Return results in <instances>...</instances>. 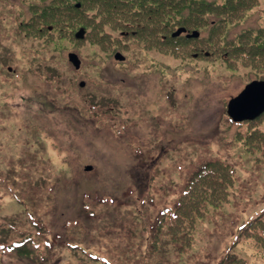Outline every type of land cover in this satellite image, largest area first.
I'll return each instance as SVG.
<instances>
[{
  "label": "rangeland",
  "instance_id": "374dc122",
  "mask_svg": "<svg viewBox=\"0 0 264 264\" xmlns=\"http://www.w3.org/2000/svg\"><path fill=\"white\" fill-rule=\"evenodd\" d=\"M31 18L25 0H0V246L38 242L0 264H264V116L238 125L226 114L257 74L191 57L193 44L177 58L128 52L134 34L109 52L97 45L99 33L50 39ZM109 35L108 43L121 38ZM223 49L215 57H231ZM164 65L186 71L166 73ZM212 161L234 170L231 195L201 215L188 251L158 216L177 208Z\"/></svg>",
  "mask_w": 264,
  "mask_h": 264
},
{
  "label": "trees",
  "instance_id": "16d2710c",
  "mask_svg": "<svg viewBox=\"0 0 264 264\" xmlns=\"http://www.w3.org/2000/svg\"><path fill=\"white\" fill-rule=\"evenodd\" d=\"M25 1L32 11V22L29 23L37 27L38 33H44L50 39L57 38L61 41L66 38L65 31H71L72 36L76 34V30H70L71 27L77 30L84 28L85 38L90 34L99 33L97 45L102 46L104 52H109L119 48L126 35L134 33V39H138L136 43L124 42L128 52L131 48H162L177 53L179 49L186 47L187 42L183 41V36L171 37V33L183 26L188 30L196 29L201 32V38L193 45V53L201 55V51L204 53L209 49L216 51L219 48H229L232 52L223 50L230 52L231 57H209L206 60H220L231 65L252 67L256 74L264 76V22L261 23L252 17L254 12L260 13L263 17L261 21H264L263 11L256 10L260 7L259 0ZM77 4H80V7H77ZM245 19L253 20L254 24L246 26ZM110 31L121 32V38L118 36L115 39L117 44L108 43ZM103 34H106L104 38L108 40L101 38ZM163 35L167 37L166 40ZM107 43L110 48L106 47ZM131 57L135 60L134 56ZM230 169L222 163L209 162L188 183L177 209L164 212L158 223L174 243L184 244L186 241V245L191 246L201 215L217 207V203H221V206L229 201L230 189L234 183V170ZM228 178L231 181L233 179V183ZM223 179L226 188L222 184ZM220 194L225 197H219ZM27 242L32 245L35 243L32 238H28L26 244ZM27 250L29 251L26 247L23 249L26 253Z\"/></svg>",
  "mask_w": 264,
  "mask_h": 264
},
{
  "label": "water",
  "instance_id": "95a60500",
  "mask_svg": "<svg viewBox=\"0 0 264 264\" xmlns=\"http://www.w3.org/2000/svg\"><path fill=\"white\" fill-rule=\"evenodd\" d=\"M197 35L198 33L195 32L194 36ZM116 59L124 60L121 54L116 55ZM70 60L74 63L76 68H80L81 63L77 55L71 54ZM230 102L228 114H230L235 121L241 122L243 120H253L259 117L264 113V81H255L251 83L238 98Z\"/></svg>",
  "mask_w": 264,
  "mask_h": 264
},
{
  "label": "bare ground",
  "instance_id": "6f19581e",
  "mask_svg": "<svg viewBox=\"0 0 264 264\" xmlns=\"http://www.w3.org/2000/svg\"><path fill=\"white\" fill-rule=\"evenodd\" d=\"M118 54L120 55V51H117L116 55H118ZM116 60H117L118 63H121L120 60H118V59H116ZM85 85H86V82L82 81L80 83V88L83 89L85 87ZM92 123H95V125L98 124V122H96V121H92ZM38 128L41 129V127H38ZM5 245L6 244L0 246V258L5 257V255L3 254ZM20 245H21V241H16V242H13V243L7 245V246L11 247V249H12V252H11L12 254H9L7 257H9L10 255L11 256H15L13 254H18L19 255V253H20Z\"/></svg>",
  "mask_w": 264,
  "mask_h": 264
}]
</instances>
